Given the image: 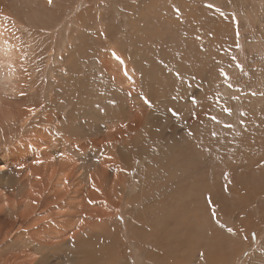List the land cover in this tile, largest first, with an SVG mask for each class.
Instances as JSON below:
<instances>
[{"label":"rangeland","instance_id":"374dc122","mask_svg":"<svg viewBox=\"0 0 264 264\" xmlns=\"http://www.w3.org/2000/svg\"><path fill=\"white\" fill-rule=\"evenodd\" d=\"M45 1L0 4L27 79L0 127V161L10 159L0 193L27 199L14 178L26 168L9 157L15 138L26 145L20 132L28 141L26 130L44 127L57 140L51 158L63 148L75 162L61 174L73 198L103 167L105 186L119 184L116 197L95 194L108 216L88 226L60 217V250L32 243L10 263L88 264L83 239L84 250L119 249L121 264H264V0ZM33 11L44 17L31 21ZM9 203L1 217L25 226ZM107 256L98 263L112 264Z\"/></svg>","mask_w":264,"mask_h":264},{"label":"bare ground","instance_id":"6f19581e","mask_svg":"<svg viewBox=\"0 0 264 264\" xmlns=\"http://www.w3.org/2000/svg\"><path fill=\"white\" fill-rule=\"evenodd\" d=\"M2 1L3 0H0V4ZM4 1H6V0H4ZM42 1H43V3L46 2L45 0H42ZM33 10H35V9H33ZM43 15H44L43 13L41 15H39L33 11L32 15H29L28 19H30L31 21H34V20L38 21V20H40V18L44 17ZM32 24L35 25L36 23H32ZM10 32L8 31L7 26L4 23H2V19H0V120L6 118L5 120L0 121V127L2 125H5V126L8 125V124H5L4 122H9L11 119H8V118L15 114L14 112H9V111L13 110V106L11 105V103H13V105H14V102H10V101L15 100V98H17V96H22L19 94L21 92H23L25 82L27 80L26 75L23 72V68L21 65V57H22L21 51L19 50V47L15 44V41L13 40V36L10 34ZM116 74H118V73H116ZM122 78H124V77H122ZM118 83H120V82H118ZM6 106H10V108L8 109V112H7ZM29 115H30V113L27 114V116H29ZM26 120L27 119H25V118L22 119L21 124H23ZM49 122H50V120H49ZM35 125H36V127H38V126L43 127L45 125V123L42 122V120H38L35 123ZM53 127H55V126H53ZM44 128L42 130H41V128L39 130H34V131H37L35 134H31V130H26L30 134V136H28V141L26 140L27 135H24L23 132H20L19 134L22 136V138L25 139L24 145L26 143V145L23 147H19V145H18V144L22 143V140L21 139L19 140V139L14 137L15 141L17 140L16 144L13 145V147L15 148L16 156L15 157L11 156L13 153L12 152L9 158H12V159L15 158V161H12V162H16L21 167L25 166V168H26L25 169L26 171L22 174L20 171L21 169L17 168V170H15L16 176H14V178L23 180L22 186L24 189V194L26 193L25 196L27 197V199L24 200V202L22 201L20 203L16 200L15 194L11 196L12 198L10 197L8 199L7 196H5V194L0 193V264H11L10 261H12V259H14L13 261H15V259L17 258V255L14 254L15 251L17 250V248L21 249L22 246H27L29 244L32 245V243H33L34 249H35L34 252H37L38 250H40V248L44 249L45 247L52 246L54 244H56L58 246V249L60 250L61 247H59V242L61 240H63L61 235H59V231L61 229V221L59 220L60 217L77 216V218H81L84 220V223L83 222L80 223L81 225L88 226L91 224H96L94 222H99V219H102L104 216H108L107 213L105 211H103L104 209L102 211H99L97 208L93 207V204H95V202H96L95 194L97 193V191L102 190V187H104L106 185L105 184L106 179H107V177H109V175H107V170L104 169V167H103L102 168L103 172L101 171L102 172L101 176L99 174H97V176L90 178L89 181L92 182V189L91 190L89 189L86 192L87 193L86 197H84L82 199L73 198V195L72 194L70 195V193H78L77 188H73L72 190H69L70 189V184L68 183L69 180H67V181L61 180V174L64 173L63 170H64L65 166H70L71 164H73V162L67 158L66 153H65L63 148L61 149L63 152L61 153V157H60L59 161L58 160L56 161V160L51 158V152H50V151H52L51 147L57 146V144H56L57 140L56 139L52 140V138H50L49 135H47L46 130ZM8 129H10V127ZM17 130H18V128H17ZM52 131H54V130H52ZM51 144H52V146L50 147ZM19 148H22V149H19ZM9 153H7V154H9ZM45 153H46V155L49 153V155H47L46 158L41 159ZM4 157H5L4 154L3 155L0 154V159L1 158L4 159ZM30 158H33V159H30ZM8 161H6V163H3L4 161H0V163H1L0 168L2 167V169H4L3 167H8L9 163H10V162L8 163ZM88 164H91V161H89ZM88 164H86V165H88ZM27 165H28V167H26ZM73 165H75V162ZM73 167H76V166H73ZM71 171H72V169H71ZM2 177H4V174L0 175V178H2ZM68 177H70V176L68 175ZM78 179H80L79 176H78ZM112 180L110 179V181H112ZM118 180H119V178L116 175L114 177V184H112V185L108 184L107 186H105V196H103L104 198L110 199V197H112V196L116 197V193H117L116 185L119 184ZM81 181H82V179H81ZM8 183H10V182H8ZM11 186H12V184H11ZM11 189H13V192H14L15 188L11 187ZM99 193H101V192H99ZM6 200L10 201L9 207H7L8 209H6L7 212L14 213V212H16V209H18L17 206H20L21 209H20V211H18L17 216L18 215H21V216L25 215V217L27 218L26 220L28 223H26V225L24 224L25 226L21 225L25 229H22L21 226H20L21 228L18 226L15 227V225H14L15 222H13L14 221L13 218H12L13 219L12 220L11 218H9V216L8 217L5 216V218L1 217V215L3 213L6 214V212H4V208L6 207V205H5ZM47 204H50V206H53V205H55V206L53 207L52 210H49V211H47V208H45L44 212H43V210H40L38 213L43 212L41 217L34 218V213L37 212V208L39 206L43 205V209H44V206ZM109 206L111 207V205H109ZM23 219H25V218L23 217ZM88 219H91L93 222L87 221ZM67 223H68V221H67ZM67 223L66 222L63 223L64 226H66ZM78 226H79V223L77 225V228H78ZM16 228H18V229H16ZM93 228H95V227H93ZM105 230H106V227L104 228V233L106 232L105 238H107L108 242L111 245L114 244V240H115V238L113 237L114 234L112 235V233L110 231L108 232ZM49 232H51V233L48 236ZM47 237L53 238L55 240H53L52 242L48 241ZM82 238H83V236H82ZM88 239L89 238H87V240ZM63 241L65 242V240H63ZM82 241H83V239H80L77 242L78 243L77 246H79V250H80V251L78 250V252H80L82 254V256L86 259L88 264H99L98 261H102L104 258H106L105 257L106 254L109 255L107 257H109L112 264H113V261H114V264H121L120 263L121 261H119V256L116 253L117 251H119V249L117 251H115V249L113 251L110 250L109 253L106 250L107 253H105L104 252L105 250L104 251H102V250L97 251L96 249H94V247H93L94 245H92V246H89V247H92L91 249L85 248V250H84V248L81 246L82 245L81 243H83ZM64 242H63V245H64ZM87 242H89V241H86L85 243H87ZM72 243H74V242H72ZM104 244H106V243H104ZM60 245H61V243H60ZM88 245L84 246V247L89 248ZM77 246H76V248H77ZM73 248H75V246L72 247V249ZM100 249H101V246H100ZM105 249H107V248H105ZM48 252H49V250H48ZM50 252H51V250H50ZM51 253H53V252H51ZM6 254H9L8 257H6L7 256ZM53 254H56V253H53ZM56 256H58V255H56ZM72 260H73V258H72ZM37 261L41 263V262L45 261V259L43 258V256H41L39 259H37ZM86 261H85V263H86ZM30 264H32V263H30ZM75 264H77V263L75 262Z\"/></svg>","mask_w":264,"mask_h":264}]
</instances>
